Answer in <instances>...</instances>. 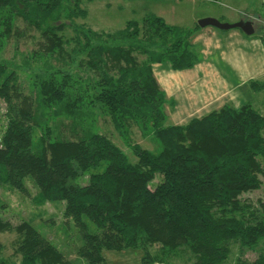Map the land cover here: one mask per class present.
I'll use <instances>...</instances> for the list:
<instances>
[{
    "label": "trees",
    "instance_id": "1",
    "mask_svg": "<svg viewBox=\"0 0 264 264\" xmlns=\"http://www.w3.org/2000/svg\"><path fill=\"white\" fill-rule=\"evenodd\" d=\"M80 1L0 0V48L20 34L18 19L45 34L72 26V47L68 39L51 40L43 50L91 74L84 79L61 67L36 72L32 96L22 92L15 70L0 63V185L27 192L30 179L35 200L63 201V215L82 240L77 254L88 264H105L104 250L126 248L142 250L140 264H229L234 245V264H264V200L241 198L264 180V115L245 102L166 124L164 105L174 103L152 65L192 68L199 59L192 36L200 26L182 28L148 13L141 22L98 32L73 23L85 15ZM96 111L109 116L135 161L95 130ZM131 124L151 135L157 149L132 142ZM86 171L87 181L78 183ZM9 230L18 236L19 255L10 264H74L30 222L0 218V232Z\"/></svg>",
    "mask_w": 264,
    "mask_h": 264
},
{
    "label": "rangeland",
    "instance_id": "2",
    "mask_svg": "<svg viewBox=\"0 0 264 264\" xmlns=\"http://www.w3.org/2000/svg\"><path fill=\"white\" fill-rule=\"evenodd\" d=\"M246 1L249 0H81L79 7L85 10V15L74 18L73 23L77 25L83 24L98 32H111L124 28L128 20L132 19L141 22L146 14L154 13L163 17L168 24L192 27L195 22L205 17V14H214L223 22H228L227 20L230 18L226 13L237 14L236 9L239 6L243 7V5L248 4ZM251 8L252 6L250 5L248 10L250 11ZM219 12H223L225 16H218ZM16 24L19 27L20 34L4 42V45L0 48V63H6L8 65L7 69L15 70L17 80L24 94L34 95L32 87L34 74L50 67L73 70L74 73L84 79H88L91 76L90 73L81 67L79 69L76 68V65H63L62 60L57 62L55 58H48V54L43 50L45 45L51 40L68 39L67 47H72L75 44L74 37L76 35L72 26H67L63 31L56 34H45L41 33L40 30L25 25L21 19H18ZM142 33L139 34V37L142 36ZM194 47L199 49L195 45ZM142 58L144 56H141L140 59ZM256 102L258 103L259 101ZM234 103L237 104V102ZM253 104L257 107L255 103ZM164 106L165 112L169 116H167L166 124L180 123L188 119V116L178 118L177 114L179 111H174L175 108L170 104L167 103ZM258 107L262 108L264 113V108L260 103ZM188 109L189 107L185 106L183 110L187 112ZM199 113L197 112L196 114ZM59 121H57V125ZM93 124L95 130L111 139L125 152L130 161H135L131 150L124 144L121 135L108 115L96 111ZM1 129L0 127V132ZM62 132H65V130H62ZM129 134L132 142H136L147 149H157V144L151 138V135L143 133V130L138 125L131 124ZM91 170L93 172L97 169ZM90 171H86L83 176L77 179V182L80 184L85 183ZM157 179L158 177L151 183V186ZM25 185L27 192L0 185V218L10 221L13 225H17L22 221L30 222L42 235L59 248L67 259L74 264H88L77 254V248L82 240L73 220H69L63 215L64 202L37 201L35 200L37 192L35 185L30 179L25 181ZM241 198L247 199L253 204H257L259 199L264 200V180L258 190L245 193ZM85 221L88 223L90 232L97 231L93 223L87 219ZM17 237L14 230L0 232L1 264H10L13 261H18L19 255L14 253ZM104 251L106 252V250ZM257 252L258 250L244 251L242 258L250 260L257 255ZM238 253V247L234 245L230 260H228L229 264L235 263ZM103 255L105 264H140L142 250L133 248L121 251L110 250L105 254L103 252ZM174 263L185 264L179 259L175 260Z\"/></svg>",
    "mask_w": 264,
    "mask_h": 264
},
{
    "label": "crops",
    "instance_id": "3",
    "mask_svg": "<svg viewBox=\"0 0 264 264\" xmlns=\"http://www.w3.org/2000/svg\"><path fill=\"white\" fill-rule=\"evenodd\" d=\"M246 2L248 4L236 9L238 15L226 13L230 18L227 21H251L252 34L239 28L200 27L192 36V44L200 49L199 59L192 68L174 70L168 63L152 65L160 88L167 99L173 100L174 111H179L177 117L188 116L186 121L169 124L186 123L192 117L202 116L224 104L239 107L245 102L253 106L255 103L257 107H254L262 112L258 104L264 108V88L256 91L250 84L252 81L264 83V0ZM205 15L218 19L214 14ZM218 16L224 17L225 14L219 12ZM185 106L189 107L187 112L183 110ZM107 251L110 250L104 254Z\"/></svg>",
    "mask_w": 264,
    "mask_h": 264
},
{
    "label": "water",
    "instance_id": "4",
    "mask_svg": "<svg viewBox=\"0 0 264 264\" xmlns=\"http://www.w3.org/2000/svg\"><path fill=\"white\" fill-rule=\"evenodd\" d=\"M197 24L200 27L213 26L221 30L239 28L246 34H252L254 31L252 23L249 20H246V21L239 20V21L230 23V22L220 21L214 17H203L197 21Z\"/></svg>",
    "mask_w": 264,
    "mask_h": 264
}]
</instances>
